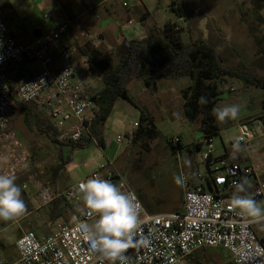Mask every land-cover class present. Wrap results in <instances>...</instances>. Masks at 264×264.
I'll return each instance as SVG.
<instances>
[{
	"label": "built area",
	"instance_id": "obj_1",
	"mask_svg": "<svg viewBox=\"0 0 264 264\" xmlns=\"http://www.w3.org/2000/svg\"><path fill=\"white\" fill-rule=\"evenodd\" d=\"M127 23L131 24L132 20ZM66 31L67 23L63 22L23 45L16 41L0 16V173L18 177L32 162L27 148L13 130L14 104L30 105L33 108L31 116L50 140L57 143L86 141L100 146L98 136L91 131L95 115L92 96L99 81L94 86L92 76L95 74L91 72L90 59L79 51L78 46L64 45L59 49L60 65L51 67V50ZM26 59L39 67L31 77L18 82L3 71L6 64H17ZM255 122L250 129L248 123H241L235 141L248 143L259 137L257 133L264 134V125ZM116 141L121 142V137L117 136ZM171 141L177 143L179 137L171 138ZM213 151L212 139H204L199 155L207 175L196 170L195 181L190 184L180 173L182 212L147 213L136 192L125 183L111 160L100 164L87 177L61 193L50 191L37 174L28 175L22 187H31L41 205L50 204L63 195L78 207V211L73 214L71 223L56 219L48 235L33 230L22 232L15 240L17 258L1 264H100L99 254L93 252L85 239L89 228L87 222L94 218L81 210L82 194L79 191L81 183L94 177L109 180L127 195L142 221L132 237V246L125 250L126 264H186L187 257L194 252L217 246L229 252L232 264H264V243L252 229L253 220L241 214L224 191L212 187L233 190L254 177L255 184L249 196L264 202V178L257 176L263 170L254 162L225 164L223 156L215 158ZM208 188L212 189L209 191ZM143 237L150 239L148 246L140 243Z\"/></svg>",
	"mask_w": 264,
	"mask_h": 264
},
{
	"label": "rangeland",
	"instance_id": "obj_2",
	"mask_svg": "<svg viewBox=\"0 0 264 264\" xmlns=\"http://www.w3.org/2000/svg\"><path fill=\"white\" fill-rule=\"evenodd\" d=\"M179 2H182L181 7L184 9H180L183 15L180 21L169 9L170 0L146 2L151 12H154L155 8L158 9L156 14L158 19H155L160 23L158 25L155 22H147L149 25L148 30H145L146 33L155 26L161 27L169 19H175L174 22L181 30L180 36L184 45L204 39L215 48L221 65L264 76V53L260 55L256 53V49L264 47V24L256 21V12L251 0H179ZM117 6L116 16L98 19L97 29L104 31V37L98 35L91 24L79 21L72 23V28L79 37L77 44L79 50L84 43L92 41L99 51L109 54L112 63L115 64L117 59L112 55L113 47L124 38L140 37L143 25L138 18L134 19L133 24L121 20L127 10L129 13H135L136 2H128L127 8L119 4ZM111 25L116 26L115 31L110 29ZM257 38L260 39V44L256 42ZM92 79L94 86H97L98 77L94 75ZM189 83L188 77L158 79L156 94H152L137 77L126 85L127 93L132 100L139 107L145 105L151 112L152 122L160 132L159 138L143 139L134 146L127 144L124 150L127 143V134L124 132H130L136 127L134 122L138 121L140 112L138 108L126 102L125 104L119 99L105 123L97 127L98 132L104 131V137L107 138L104 149L94 143L84 147L72 148L69 145H61L54 148L50 143L44 142L37 152L38 162L35 164L31 162L27 170L16 177V180L25 181L31 174H37L39 178H42L43 165L61 162L64 166L61 170L59 169L57 175L61 172L64 176L66 173L68 174L66 181L76 183L95 171L100 164L111 160L116 163H114L116 168L121 166L117 168L118 172L125 183L138 194L142 204L155 205V209L165 211L168 202L183 198L181 183H176L180 173L187 177V168L189 172L196 167L200 170L199 172L205 170L199 153L189 144V141L200 136V133L196 131L198 122H187L182 112L179 90ZM220 88L223 94L221 100L216 103V107L236 104L239 105L240 111L234 120L226 119L224 122L216 120L218 132L212 139L213 155L222 153L223 146L231 149L234 148V144H238L239 147L236 149L241 152L248 149L257 158L264 157V134L257 133L259 137H255L248 144L235 141L239 134V123L247 121L254 126L259 118L264 121V91L255 87L245 88L239 80L234 78H225ZM14 123L15 133L26 141L23 125L18 119ZM119 135H121V141L123 140L122 143L116 141ZM176 135H180L185 143L180 153L173 151L167 143V140ZM120 153L121 156L118 158ZM53 156L56 157L54 160L56 162L52 160ZM60 156L61 161L58 158ZM188 181L190 182L189 179ZM72 211L74 210L70 213ZM69 215L68 213L66 218H69ZM93 220L87 222L88 227ZM16 227L14 217L9 220H0V264L14 253L12 242L17 235ZM36 232L45 233L46 231L41 228ZM204 250L207 252L212 249Z\"/></svg>",
	"mask_w": 264,
	"mask_h": 264
},
{
	"label": "crops",
	"instance_id": "obj_3",
	"mask_svg": "<svg viewBox=\"0 0 264 264\" xmlns=\"http://www.w3.org/2000/svg\"><path fill=\"white\" fill-rule=\"evenodd\" d=\"M130 1L136 2L137 9L135 10V13L134 12L129 13L127 12L128 11L127 10L126 14L122 16L123 19L121 18V20L123 21L132 20L131 24H133L134 19L136 20V18H138L141 24L143 25V31L140 37L138 38L144 39L147 37L148 32H149L148 31L146 33L145 31V30H148L147 27L149 24H147V22L151 21V23L155 22L158 25H160V23L155 19L158 17L156 16V14L158 13V9L155 8V11L151 12L147 7L146 2H160V0H3V2H0V16L2 20L5 22V24L7 25L8 29L10 30L14 38L16 39V41L19 44H23V45L31 42L34 38H36L33 34L34 30L40 31V34H41L44 32H48L52 27L60 23L66 22L67 23L66 33L63 36H61L56 46H54L51 50V56H52L51 67L56 68L60 65L59 49H61V47L64 45H76L77 46L78 44L79 37H78V34L74 32L72 28V23H76L79 21L82 23L91 24L92 26H94V30L97 31L98 35H102L104 37L103 35L104 31L97 29L99 17L110 18L112 15L116 16L115 12H116V8L118 7L117 5L119 4L121 7L127 8L128 2ZM123 2L126 4L123 5ZM171 6L177 9L178 8L181 10L183 9L181 7L182 2H179V0H170L169 9L173 13V11L171 10ZM260 13H261V16L264 18V7L261 9ZM46 14H49L50 16L46 17ZM181 18H183V15H181ZM174 21L175 19L173 20L169 19L165 22H174ZM38 70H39L38 65L34 61L27 60V59L24 60L22 63L16 64V63L11 62V63L6 64L3 67V71L6 72L8 77L18 82L31 77ZM119 99L115 101L111 112H113L115 104L117 103ZM120 100L123 103H125L124 100L122 99ZM121 105H124V104H121ZM32 111H33V108L30 105L19 106V105L14 104L12 106L13 128L15 124L14 122H16V119H18L23 125V132L25 134L26 141H23L20 138V136L17 133H15V131L14 133L16 137L25 145V147L27 148L30 154L32 162H34L35 164V162L36 163L38 162L37 152L39 150L40 145L42 146L44 142L50 143L51 146L54 148L57 147L58 145L53 143L51 140L47 138V136L42 131V129H40L41 126L40 128L38 127L40 124L37 123L38 121L35 122V120L31 116ZM241 123H248V122L245 121ZM241 123H239V125ZM134 130L135 128L132 129L130 132H124L125 134H127L126 136L127 143L124 146V150L127 147V144L129 146L130 144H133V146L136 144L133 142L134 140L132 139L133 137L132 133ZM196 131L198 132L197 128H196ZM97 136H98V140L100 143V147L104 149L106 146L105 142L107 139V138L105 139L104 137L105 132L104 131L101 133L97 132ZM237 136H239V134ZM174 137H179L181 148L178 149L176 153H180L185 143L183 141V138H181L180 135L178 136L176 135ZM122 141L118 143H122ZM189 144L191 145L199 144V149H193L199 153V151L203 149L204 147V137L200 135L196 139H192L191 141H189ZM223 149L224 151L222 153L216 154L214 155V157L216 158V157L223 156V162L225 164L235 162V161H246V162L257 163L260 169L263 170V171L260 170L257 176L264 178V157L263 156L257 158L256 155L252 154L250 150L248 149L244 150L243 152H241L239 149H236V148L227 149L224 146H223ZM55 156H53L52 158L53 161L56 158ZM120 156H121V153L117 157L119 158ZM58 158H60L59 161H61L62 159L61 156ZM57 164H61V162H58V163L56 162L55 164L52 163L49 165H43L42 170L44 171L43 172L44 176H42V178L40 179L50 191L54 193H58V192L61 193L63 192V190H65L66 188H68L74 183H70L66 181V176L68 175L66 173H64V176H62L61 172L59 175H57L58 173L56 175L54 174L53 169ZM118 167L120 168L121 166H118ZM49 168H50V171H49ZM186 170H187L186 172L187 178L190 180V183L192 184L193 181H195V177H194L195 171L196 170L200 171V170L197 167L193 168V171L191 172L188 171V168ZM202 172L205 173L206 175L208 174L206 171V168ZM245 181L249 182L250 189L255 184L254 177L246 179ZM23 182L24 181L15 180V183L17 184V186H19L21 190L20 198L23 200L25 204V210L21 215L14 217V222L17 224V227L15 228V230L17 231V235L15 236L12 242L14 253L11 254L3 262H10L17 258L18 253L15 247V240L22 232L28 229L37 231L42 228L43 230L46 231L45 233H38L36 231L35 232L40 235H48L53 230V225H54L55 220L53 221L50 218L52 205L51 204L41 205L37 193L31 187H28L29 189L23 188L22 187ZM212 187L214 190L216 189V190L224 191L227 196V199L232 201V197L235 194L234 192L235 189L229 190L221 186H212ZM62 196L63 195H60L55 200L60 201V198ZM63 197L67 200L65 196ZM246 197H250V196L247 195ZM255 201H257L260 207L264 208V202L258 201V200H255ZM67 202L71 203L69 200H67ZM142 205L145 211L150 214H158V213H163V212H182L183 211V198L178 199L177 201L168 202L167 203L168 206L165 211L155 209L154 208L155 205L148 206L144 203ZM65 209H66V206H63V205L60 206V203H59L58 206L56 207L54 214L60 215V212H61L62 214L61 218L58 217V219H62L63 221L67 223H71L72 216L74 213L71 214L69 212L70 210L67 212L65 211ZM68 213L70 214L69 218H66ZM251 219L253 220L252 229L254 230L255 234L261 240L264 241L263 216L261 218H255V219L251 218ZM1 246H3V244H1ZM210 249L212 250L207 251V252L204 249L194 252L186 259V264H232L230 254L225 248L221 246H217V247H210Z\"/></svg>",
	"mask_w": 264,
	"mask_h": 264
},
{
	"label": "trees",
	"instance_id": "obj_4",
	"mask_svg": "<svg viewBox=\"0 0 264 264\" xmlns=\"http://www.w3.org/2000/svg\"><path fill=\"white\" fill-rule=\"evenodd\" d=\"M251 1L256 12V21L264 24V18L260 13V10L264 7V0ZM171 10L175 16L181 17L182 14L179 8L171 6ZM180 32L181 30L175 22H165L161 27H153L144 39L124 38L112 49V55L117 59L115 64L112 63L111 56L99 51L92 44V41H87L80 47L79 51L90 59L91 72L99 80V85L92 96L95 115L91 131L96 136L98 125L104 124L115 101L120 98L138 108L140 112L138 121L135 122V130L132 133L134 143H139L143 139L160 137V132L152 122L151 112L145 106L139 107L127 93L126 85L136 77L142 80L144 86L152 94H155L158 90V79L188 77L190 83L179 90L182 100V112L187 122H198V132L204 139H213L218 132L217 121L212 110L216 108V103L221 100L223 92L220 85L225 78L237 79L245 88L255 87L264 91V76L237 71L221 65L212 45L204 39H198L189 45H184ZM256 42L260 44V39L257 38ZM256 53L259 55L264 53V47L256 49ZM201 95L206 96L208 99L206 105L198 104V97ZM38 127L40 128V125ZM42 131L44 132V129ZM51 141L58 146L69 145L72 148L84 147L90 144L86 141L76 143ZM167 143L175 152L181 148L179 141L173 143L169 139ZM192 146L193 149H199V144H193ZM63 164H57L54 167L55 175L59 169H62ZM59 203L60 206H66L65 211L67 212L74 210L71 214L78 211L75 204L68 203L62 196L60 201L53 200L50 203L52 205L50 218L53 221L58 217L61 218V212L60 215L54 214Z\"/></svg>",
	"mask_w": 264,
	"mask_h": 264
},
{
	"label": "clouds",
	"instance_id": "obj_5",
	"mask_svg": "<svg viewBox=\"0 0 264 264\" xmlns=\"http://www.w3.org/2000/svg\"><path fill=\"white\" fill-rule=\"evenodd\" d=\"M3 2V0H0ZM199 105H206L208 99L201 95L198 97ZM239 105H225L213 108L212 112L218 122L226 119H236L239 114ZM238 148V144L233 145ZM16 177L0 173V220H9L21 215L25 204L21 197V190L15 183ZM176 183H181L179 177ZM82 194V211L88 217H93V223L87 231L85 239L93 252L99 254L100 264H126L125 250L132 246V237L142 221L138 217L137 209L130 198L122 193L107 179L94 177L79 185ZM243 191L237 185V192L232 197V204L241 214L251 218L264 216V208L260 207L254 199L241 196ZM141 244L148 246L150 239L143 237Z\"/></svg>",
	"mask_w": 264,
	"mask_h": 264
},
{
	"label": "water",
	"instance_id": "obj_6",
	"mask_svg": "<svg viewBox=\"0 0 264 264\" xmlns=\"http://www.w3.org/2000/svg\"><path fill=\"white\" fill-rule=\"evenodd\" d=\"M110 29H112V30L115 29V30H116V27H115L114 25H111V26H110ZM115 30H114V31H115ZM33 34H34L35 37H38V36L40 35V31H38V30H34ZM258 121H260L261 124H264V121L262 120V118H259ZM251 124H252V123H248V124H247V127H248L249 129H250V127H251ZM240 186L243 188V191L239 192V194H240L241 196H247V195L250 194L251 189H250V185H249V182H248V181H243V182L240 184ZM211 189H212V188H208L209 191H210ZM234 192H235V194H236V192H237V187L235 188Z\"/></svg>",
	"mask_w": 264,
	"mask_h": 264
}]
</instances>
